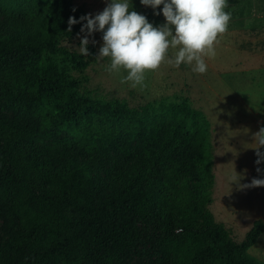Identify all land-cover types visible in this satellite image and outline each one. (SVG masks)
<instances>
[{"label": "trees", "instance_id": "16d2710c", "mask_svg": "<svg viewBox=\"0 0 264 264\" xmlns=\"http://www.w3.org/2000/svg\"><path fill=\"white\" fill-rule=\"evenodd\" d=\"M75 9V11H73ZM72 0H0V264H129L144 239L165 264H264L210 209L213 143L204 113L182 101L136 110L86 96L46 66L80 32ZM116 146L108 165L101 146Z\"/></svg>", "mask_w": 264, "mask_h": 264}, {"label": "rangeland", "instance_id": "374dc122", "mask_svg": "<svg viewBox=\"0 0 264 264\" xmlns=\"http://www.w3.org/2000/svg\"><path fill=\"white\" fill-rule=\"evenodd\" d=\"M82 16L102 12L111 0H72ZM225 11L231 12L228 30L218 37L215 57H205L207 71L193 73L191 66L179 68L163 63L158 70L145 73L143 86L135 88L122 83L127 73L105 70L108 58L96 59L103 44L102 33L95 32L88 48L93 55L79 52L78 32L62 38L45 63L48 71L63 85L76 83L86 96L117 98L122 105L136 110L182 101L201 110L208 119L214 153V201L210 205L218 221L233 230L242 241L257 219H264V186L238 189L231 184L236 172L240 184H250L253 178L264 179V161L255 163L257 156L253 134L264 127V0H227ZM131 0L129 11L145 15L154 27L166 22L161 9ZM159 12L160 14H155ZM86 21H83V24ZM79 34V35H78ZM173 50L170 49L169 55ZM0 112L14 118L16 111L8 101L0 99ZM116 146H101L99 155L108 163L101 174L109 178L107 169L120 156ZM264 152V146L260 149ZM257 168L261 171L257 172ZM236 171V172H235ZM248 254L264 263V232L248 250ZM129 264H165L160 248L144 239L127 255Z\"/></svg>", "mask_w": 264, "mask_h": 264}, {"label": "clouds", "instance_id": "9594fccd", "mask_svg": "<svg viewBox=\"0 0 264 264\" xmlns=\"http://www.w3.org/2000/svg\"><path fill=\"white\" fill-rule=\"evenodd\" d=\"M142 5L161 9L166 22L154 27L145 15L129 11L131 0H111L102 12L95 16L87 14L79 20L69 17L68 31L71 26L81 21L79 52L82 55H93L89 51L90 40L95 32L102 33L103 44L96 59L108 58L110 63L105 70L127 73L121 82L130 83L135 88L143 86L145 73L156 71L167 62L179 68L181 64L191 66L193 73L204 74L207 71L205 57H215V44L218 37L227 30L231 12L225 11L227 0H140ZM75 11V9H73ZM155 14L159 15V12ZM79 35V34H78ZM170 49L173 50L169 55ZM253 144L259 165L264 161V127L253 134ZM261 169L257 168V172ZM236 172V171H235ZM241 175L231 177V184L238 189L264 186V179L253 178L250 184H240Z\"/></svg>", "mask_w": 264, "mask_h": 264}]
</instances>
